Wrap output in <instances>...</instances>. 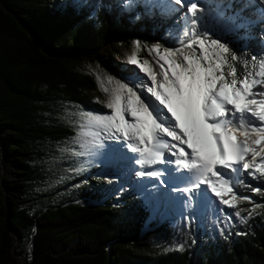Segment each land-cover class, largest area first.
<instances>
[{"label":"trees","instance_id":"16d2710c","mask_svg":"<svg viewBox=\"0 0 264 264\" xmlns=\"http://www.w3.org/2000/svg\"><path fill=\"white\" fill-rule=\"evenodd\" d=\"M197 3V29L230 48L238 76L253 71L251 58L264 55V3ZM174 7L167 0H0V264H264V206L254 207L264 205V176L234 175L239 194L254 203L229 207L210 191L198 200L174 188L158 195L166 187L160 180L115 194L117 181L100 174L103 166L79 169L73 144L81 124L66 110L110 112L85 65L150 84L133 54L159 73L153 46L191 52L187 8ZM171 29L181 37L169 36ZM6 161L13 171L4 170ZM156 197L162 213L151 222Z\"/></svg>","mask_w":264,"mask_h":264},{"label":"snow or ice","instance_id":"6c2138e0","mask_svg":"<svg viewBox=\"0 0 264 264\" xmlns=\"http://www.w3.org/2000/svg\"><path fill=\"white\" fill-rule=\"evenodd\" d=\"M175 5L187 8L184 35L193 34L185 45L190 54L184 48H164L161 54L160 45L153 46L159 73L148 66V60L140 63L133 54L130 62L138 64L151 83L117 81L105 105L110 112L84 113L87 123L102 128L106 139L138 154L136 164H164L187 173L188 185L173 191L190 199L194 193L210 191L229 207H236L238 199L253 202L251 196L239 194L234 175L243 171L253 179L264 176V55L253 56L254 70L238 76L236 66L228 63L230 48L197 29L202 19L197 12H203L197 0H167L172 11H177ZM135 44L139 47L140 42ZM231 59L239 57L231 53ZM225 65L231 69L227 73ZM112 79L109 76L108 82ZM136 175L159 178L163 172L140 170ZM228 194L231 199L225 198Z\"/></svg>","mask_w":264,"mask_h":264},{"label":"rangeland","instance_id":"374dc122","mask_svg":"<svg viewBox=\"0 0 264 264\" xmlns=\"http://www.w3.org/2000/svg\"><path fill=\"white\" fill-rule=\"evenodd\" d=\"M159 10L160 9H158V11ZM188 26L189 29L192 27L191 25ZM178 32L179 31L177 30L171 29L168 35L172 38L179 39L181 35ZM179 41L180 42H177V44L179 45H184L185 43H187L186 40ZM85 69L95 73L102 87H107L109 89V91L107 92L109 100L112 95V90L117 87V81H132L134 83L138 82L137 84L141 82L140 78L137 79L135 77L120 76L118 78L117 75L106 73L100 67L91 64L85 65ZM109 76L113 78L111 83L108 82ZM144 83L149 84L147 81H145ZM84 113L88 112H81L77 109L72 108L67 109L65 112L66 116L75 117L81 124V131H79L80 135L76 138V141L73 144L74 153H82L81 155L76 156L77 161L80 162V170L90 171L91 166L95 164L103 166L100 174L105 173V175L115 178L117 181L118 188L115 191V194H121L123 191L134 188L140 183H144L146 184V187L148 186V188H150L153 185L158 184V180L163 181L166 186V188L157 187V189H155L157 190L158 195L166 193L168 188H183L188 185V180L186 179L188 174L185 172L177 171L174 166H166L164 164L141 166L136 164L134 158H136L138 154L133 153L123 145H118L114 141L106 139V134L104 133L102 128L88 125L87 118ZM96 132H99L100 135H93V133ZM101 143L103 144V147L99 146ZM4 170L8 172L13 171L14 167L12 166V163L6 161ZM140 170H159L163 172V175H161L159 178L137 176L136 172ZM193 196H195L194 198L198 200V196L196 193H194ZM160 199L161 198L156 197L152 201L153 213L151 222L155 221L162 213L160 207Z\"/></svg>","mask_w":264,"mask_h":264}]
</instances>
